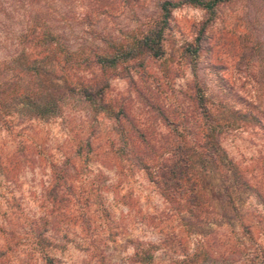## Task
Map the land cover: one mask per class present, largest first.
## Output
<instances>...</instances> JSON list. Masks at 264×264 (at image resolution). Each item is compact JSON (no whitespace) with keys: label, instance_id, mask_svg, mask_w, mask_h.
<instances>
[{"label":"rangeland","instance_id":"obj_1","mask_svg":"<svg viewBox=\"0 0 264 264\" xmlns=\"http://www.w3.org/2000/svg\"><path fill=\"white\" fill-rule=\"evenodd\" d=\"M89 5L90 0H0V86L17 79L20 36L36 16L47 25L57 19L63 24L65 18L73 17L79 24L77 15ZM113 5L110 21H96L103 26L107 21V27L113 26L121 37L116 31H131L137 23L130 8L116 1ZM130 6L139 15L152 10L147 0ZM209 17L199 7L175 9L165 55L149 59L142 75L132 70V80L125 72L123 77L110 79V98L124 103L130 124L145 137L167 133L150 105L174 117L189 111L192 69L180 58V48L193 40L202 22L207 28L196 69L207 94L227 93V99L233 100L244 90L262 88L252 81L240 86L244 76L259 75V65L264 64V0H233L218 6L210 21ZM229 37L243 40L229 44ZM240 41L250 46L256 43L249 61H240L236 55L234 48ZM62 113L48 121H22L14 104L0 109V264H47L32 240L37 226L49 238L48 252L55 264H146L133 257L136 247H150V264H264V203L256 194L233 186L207 168L202 176L211 203L209 220L187 232L142 170L130 168L116 155H108L107 165L101 164L108 142L117 138L111 118L97 115L93 120L88 106L75 98ZM87 137L94 141L92 145L102 146L98 154L84 158L75 151ZM222 145L243 166L261 155V142L249 133H229ZM52 164L65 167L68 180L75 185L89 188L91 197L83 217L75 206L48 212ZM98 170L105 188L95 191L91 182Z\"/></svg>","mask_w":264,"mask_h":264},{"label":"trees","instance_id":"obj_2","mask_svg":"<svg viewBox=\"0 0 264 264\" xmlns=\"http://www.w3.org/2000/svg\"><path fill=\"white\" fill-rule=\"evenodd\" d=\"M115 1L121 7L130 8L137 23L131 31H116L121 37L114 33L113 26L108 28L106 25L115 10ZM139 1L146 0H90L88 9L77 15L79 24L73 17L63 19V24L57 19L47 25L36 16L37 20L20 36L17 79L5 81L0 86V109L14 104L22 121H48L61 116L67 102L75 98L88 106L93 120L97 115L111 118L117 138L108 142L102 152L101 164L107 165L105 157L109 158L108 155H116L130 168L142 170L187 232L209 220L211 203L202 176L207 168L220 173L233 186L256 194L264 203V64L259 65L262 66L259 75L244 76L240 86L242 88L246 81H252L262 88L244 90L233 100L227 99V93L207 94L196 69L206 22H202L193 40L180 48V58L192 69V82L187 92L191 105L189 111L174 117L172 112L150 105L161 125L165 126L166 136L142 135L136 126L130 124L124 103L110 98L109 94L111 78L123 77L122 72H125V76L131 79L132 70L142 75L140 71L145 69L149 59L157 60L165 55L175 9L184 6L202 8L210 15V21L218 6L233 0H147L152 3V10L142 15L130 6H137ZM100 18L107 19L104 26L98 24ZM237 39L243 40V37ZM237 39L229 37L227 40L231 44ZM255 45L250 46L248 41L238 42L234 49L237 48L240 61H249ZM135 86L138 95L143 96L142 89ZM143 101L149 104L146 99ZM232 132L249 133L261 142V155L252 164L243 166L226 152L222 142ZM90 139L87 137L78 146L76 155L86 158L98 154L97 149L100 150L102 144L94 146ZM51 169L52 179L47 187L48 212L51 214L75 206L79 217H83L84 207L91 197L89 188L69 181L65 167L52 164ZM101 176L102 171L98 170L91 182L95 191L105 188ZM71 220L76 223V217ZM81 223L82 230H86L85 224ZM34 231L36 238L32 240L35 247L42 250L43 260L55 264L48 252L50 241L43 235L44 229L37 226ZM152 253L150 247H136L133 257L137 262L150 264Z\"/></svg>","mask_w":264,"mask_h":264}]
</instances>
